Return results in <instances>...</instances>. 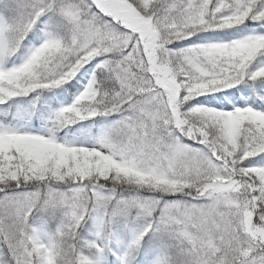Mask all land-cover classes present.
I'll list each match as a JSON object with an SVG mask.
<instances>
[{"label": "snow or ice", "instance_id": "6c2138e0", "mask_svg": "<svg viewBox=\"0 0 264 264\" xmlns=\"http://www.w3.org/2000/svg\"><path fill=\"white\" fill-rule=\"evenodd\" d=\"M0 264H264V0H0Z\"/></svg>", "mask_w": 264, "mask_h": 264}]
</instances>
